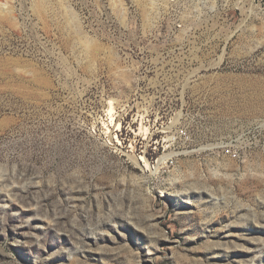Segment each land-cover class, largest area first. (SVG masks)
<instances>
[{"label":"rangeland","instance_id":"rangeland-1","mask_svg":"<svg viewBox=\"0 0 264 264\" xmlns=\"http://www.w3.org/2000/svg\"><path fill=\"white\" fill-rule=\"evenodd\" d=\"M0 264H264V0H0Z\"/></svg>","mask_w":264,"mask_h":264},{"label":"bare ground","instance_id":"bare-ground-1","mask_svg":"<svg viewBox=\"0 0 264 264\" xmlns=\"http://www.w3.org/2000/svg\"><path fill=\"white\" fill-rule=\"evenodd\" d=\"M113 113H114V107H113V104L110 103V108H109V110H108V115H111V119H112V121H113ZM141 130L145 131L146 133H147V131H148V129L145 128V127H143V126H141ZM169 156H170V155H167V156L161 158V160L158 162V163H159L158 165H162V164L164 165V164H166V160H167V158H168ZM141 160L144 161L143 163H145L144 165H141V167H143V168L148 172V170L151 168V167H150V164L148 163L147 160H143V159H141ZM139 163H140V161H139ZM139 163H137V164H139ZM153 169H157V167H156V168H153ZM151 170H152V168H151ZM155 173H156V172H155ZM11 196H12V195H11Z\"/></svg>","mask_w":264,"mask_h":264}]
</instances>
